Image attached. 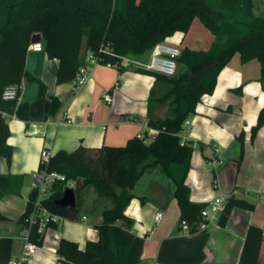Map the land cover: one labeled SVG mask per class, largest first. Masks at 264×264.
Masks as SVG:
<instances>
[{
    "label": "trees",
    "instance_id": "1",
    "mask_svg": "<svg viewBox=\"0 0 264 264\" xmlns=\"http://www.w3.org/2000/svg\"><path fill=\"white\" fill-rule=\"evenodd\" d=\"M196 18L210 29L214 42L209 50H195L187 46L178 59L182 69L169 77L146 69L140 71L156 77L155 86L162 89L154 99L167 106L164 117L149 114L148 125L159 130L148 142L135 136L123 146L103 145L98 148L79 146L74 151L60 150L48 157L42 156L38 175L59 173L65 180H55L48 189V196L41 198V206L61 217L78 220V197L88 186L109 199L112 207L103 211V220L96 225L97 240H89L84 249L69 239H61L57 247L59 264H139L144 252L146 237L134 231V220L126 214L127 207L137 197L133 190L142 175L161 166L174 180V198L180 209L179 229L183 222L191 232L198 231L207 202L192 200V189L187 182L195 150L192 141L183 139L184 123L196 112L205 95L213 94L218 77L235 55L242 62L257 60L264 77V17L254 14V0H0V155L9 166L14 147L8 118L16 116L30 121V104L21 102V84L24 79L38 82L39 94H46L47 86L34 77L26 66L29 46L34 34L45 39L44 50L51 59L59 60L57 83L77 79L81 67L91 57L102 65L124 70L123 57L142 55L157 43L167 41L178 32L187 34ZM179 67V66H178ZM18 85L19 96L5 100L7 86ZM236 91L242 93V88ZM60 100L51 102L50 113L60 108ZM264 126V107L256 125L252 127L254 140ZM245 132H241L239 165L244 157ZM20 182L11 175L0 174V197L12 185ZM69 183L77 193L76 207H61L57 201L63 197ZM39 188L30 193L21 222L35 207ZM146 203V197L140 196ZM236 208L249 211L256 203L232 194L225 203L218 223L225 226ZM8 219L0 212V220ZM59 222L51 221L57 228ZM264 229L250 225L239 264H259L264 241ZM43 234L31 229V240L42 244ZM13 239L0 238V264H9L13 255Z\"/></svg>",
    "mask_w": 264,
    "mask_h": 264
},
{
    "label": "crops",
    "instance_id": "2",
    "mask_svg": "<svg viewBox=\"0 0 264 264\" xmlns=\"http://www.w3.org/2000/svg\"><path fill=\"white\" fill-rule=\"evenodd\" d=\"M254 14L264 17V0H254ZM41 38L44 46L45 39L42 35ZM169 40L180 42L182 49L187 46L206 51L214 36L196 18L187 34L178 32ZM150 57L151 50L142 55H127L123 71L88 59L86 78L76 88L75 81L57 83L58 59H51L45 50H28L27 69L46 84L47 91L41 96L38 82L23 80L20 101L30 104L31 118L29 122L16 116L8 118V143L14 147L11 166L0 155V174L20 181L0 197V212L8 218L0 220V238L13 239V258L24 249L26 241L20 220L28 209V197L36 186L35 176L45 150L55 154L60 150L71 152L79 146H123L140 133L148 134L150 140L158 133L148 125L149 114L164 117L167 106L155 99L150 101L152 92L156 97L163 92L155 86V76L140 71L146 69ZM238 88H242V93L236 91ZM108 93L113 95L111 103L105 100ZM55 97L61 106L51 114ZM263 107L260 62H242L240 55H235L220 73L213 94L205 95L196 112L186 120L190 125L184 123L183 139L192 141L195 147L187 182L195 202L234 194L255 202L256 209L236 208L225 226L214 221L191 232L179 229L178 206L176 220L165 224L164 213L175 200L174 182L161 166L147 170L134 187L137 197L126 209L134 220V231L146 237L139 264H239L249 226L264 229V126L252 139V127ZM243 131L245 151L239 165L238 137ZM213 159L223 161L217 171L212 170ZM140 196L146 197V203L141 202ZM102 197L96 187L85 188L78 197V220H62L57 228L49 227L39 244L35 263L59 264L57 247L63 238L77 242L82 249L87 241L97 240L96 225L102 222L103 211L112 207ZM158 212L163 214L159 222L155 220ZM259 264H264V241Z\"/></svg>",
    "mask_w": 264,
    "mask_h": 264
},
{
    "label": "built area",
    "instance_id": "3",
    "mask_svg": "<svg viewBox=\"0 0 264 264\" xmlns=\"http://www.w3.org/2000/svg\"><path fill=\"white\" fill-rule=\"evenodd\" d=\"M180 42L173 43L170 41H163L157 43L152 49H151V57L149 60V64L145 65V68L151 72L158 73L165 75L166 77H172L177 74L178 70V59L180 58L182 54V48L180 47ZM29 49L34 51H42L44 50V46L37 42L31 43L29 46ZM91 61L96 62L93 57L90 58ZM126 60V57H123V62ZM88 68L86 66L81 67L80 73L78 74V77L75 81L76 88H79L83 81L86 78ZM118 88L116 84V89ZM19 89L20 87L18 85H10L7 86L3 92V98L5 100H14L17 99L19 96ZM112 96L110 93L105 95V100L108 103L112 102ZM185 125L189 126L190 121H185ZM184 127V126H183ZM138 138L143 139L145 137V134H138ZM50 153L45 150L43 156L48 157ZM212 165V170L217 171V169L223 164L222 160L213 159L212 162H210ZM36 186L39 188V197L35 202V207L33 210L29 213V215L25 218V220L22 222L23 224V237L26 241L24 243V249L21 252V254L16 257L12 258V260L9 262V264H36L35 263V256L37 255L38 251L40 250L39 244L35 243L31 240V229L33 226H36L37 232L39 234H45L48 230L49 223L51 221L59 222L61 223L62 219L60 216L52 213L45 207L41 206V193H47L48 189H45L46 187H50L51 184L55 180L63 181L65 180V176L59 174V173H51L46 175H38L36 174ZM73 183H69V187H73ZM229 199V196H223L219 198H213L207 202V206L202 211V216L204 219L209 220V222H202L199 226V228H206L211 222L218 221L219 216L224 209L225 203ZM163 218L162 212L156 213L155 220L157 222L161 221ZM215 219V220H214ZM184 230H190V225L187 222H183L182 224Z\"/></svg>",
    "mask_w": 264,
    "mask_h": 264
},
{
    "label": "water",
    "instance_id": "4",
    "mask_svg": "<svg viewBox=\"0 0 264 264\" xmlns=\"http://www.w3.org/2000/svg\"><path fill=\"white\" fill-rule=\"evenodd\" d=\"M40 34H34L32 37V43L41 41ZM77 193L72 187H68L65 189L63 193V197L57 201V204L61 207H76L77 206Z\"/></svg>",
    "mask_w": 264,
    "mask_h": 264
},
{
    "label": "rangeland",
    "instance_id": "5",
    "mask_svg": "<svg viewBox=\"0 0 264 264\" xmlns=\"http://www.w3.org/2000/svg\"><path fill=\"white\" fill-rule=\"evenodd\" d=\"M168 41H170L171 42V40H169L168 39ZM182 69L180 68V65H179V67H178V70H177V74L181 71ZM150 141V138L148 139V142ZM172 180V179H171ZM174 181V180H173ZM173 185L175 186V184L173 183ZM45 189H49L48 187H46ZM46 195L48 196V192L47 193H41V196H43V197H46ZM29 198V197H28ZM27 198V199H28ZM26 199V200H27ZM102 199L103 200H109V199H107V198H105V197H102ZM29 200V199H28ZM107 202H109L110 204H111V206H112V203H111V201L109 200V201H107ZM178 212V204H177V202H176V200H173V202H172V205L168 208V209H166V211H165V224H171V223H173L174 222V219L176 220V215L178 214L177 213ZM215 220V219H214ZM214 222V221H213ZM212 222V223H213ZM217 222V221H216Z\"/></svg>",
    "mask_w": 264,
    "mask_h": 264
}]
</instances>
